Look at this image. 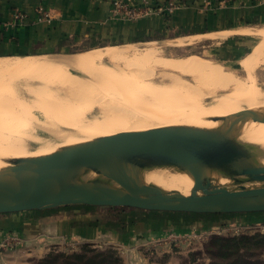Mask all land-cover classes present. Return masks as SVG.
<instances>
[{"label": "rangeland", "instance_id": "obj_1", "mask_svg": "<svg viewBox=\"0 0 264 264\" xmlns=\"http://www.w3.org/2000/svg\"><path fill=\"white\" fill-rule=\"evenodd\" d=\"M207 1V4H214L216 0ZM251 25L255 27L252 41H247L248 45H252L251 52H246V43L242 46L244 49L238 52H227V47L223 48V52H213L217 40L191 36L177 41L138 44V48L125 44L109 47V51L121 52V59H113L112 54L105 51L106 48H100L98 52L35 56L47 65L33 70L21 69L25 60L0 61V148L4 146V151L10 149L7 152L0 150V167L6 166L12 158L24 157H20V151L40 153L48 146L58 149L74 142V139L67 141L70 136H75L76 140L83 137L87 132L65 123L67 113L79 106L86 107L80 116L81 121H101L116 106L114 101L107 103L110 96L122 99V102L117 101L120 103L117 105H122L129 98L123 86H111V90L107 91L110 79H132L135 77L133 71L138 66L151 69L152 74L145 76V80L158 85L169 83L165 73L181 75L163 68L157 63L158 58L179 60L196 56L221 64L225 72L232 73L237 79L246 82L255 80L264 90V22ZM149 47L157 50L153 52V58L136 60L146 54L144 50ZM99 52L103 56L97 58ZM252 52H261L258 57L261 59L257 61L256 57L254 68L252 65L253 69L250 67L246 70L241 60ZM181 76L194 82L189 75ZM230 90H218L216 95L226 94ZM213 98L212 95L203 97L205 105H211ZM103 127L97 131H107V127ZM112 128H115V132L117 126ZM9 147L15 151L12 153L13 149ZM261 157L264 160V155ZM218 180L231 188H238L243 183L230 178ZM260 184L246 183L248 186ZM136 209L74 204L10 212L8 214L13 215L0 217V264H50L45 259L52 255L75 256L83 252L88 256L98 253L102 256L91 262L85 258L77 264H264V242H254L242 247L239 252L230 250L225 256L220 254L215 244L218 237L264 235V212L254 213L258 217L250 222L224 226L215 224L210 228L171 232L166 229L171 223L170 219H167V223L161 219L162 223L148 226L145 224L160 218H146V213ZM64 262V258L60 257L53 264Z\"/></svg>", "mask_w": 264, "mask_h": 264}, {"label": "water", "instance_id": "obj_2", "mask_svg": "<svg viewBox=\"0 0 264 264\" xmlns=\"http://www.w3.org/2000/svg\"><path fill=\"white\" fill-rule=\"evenodd\" d=\"M223 118L231 123L217 129L165 125L127 130L12 158L0 167V213L74 204L188 213L264 212V164L258 163L264 150L237 137L241 123L264 122V114L247 108ZM135 164L179 167L198 181L189 194L147 187L139 181ZM212 172L243 183L225 186ZM250 182L261 184L246 185Z\"/></svg>", "mask_w": 264, "mask_h": 264}, {"label": "crops", "instance_id": "obj_3", "mask_svg": "<svg viewBox=\"0 0 264 264\" xmlns=\"http://www.w3.org/2000/svg\"><path fill=\"white\" fill-rule=\"evenodd\" d=\"M126 1L135 4L139 2ZM163 1L151 0V5L157 8L164 4ZM184 1L177 10V15L171 20L166 18L164 12L153 13L137 20H124L112 16V0H0V61H20L28 57L50 54L68 55L69 52H98L100 48L119 47L124 44L138 48V44L177 41L191 36L217 40L213 52H223L225 47L227 52H238L239 49H244L242 46H245L248 40L252 41L255 29L251 24H243L242 18L246 15L253 16L257 8L262 11L258 18L264 14V0H214V4H207V0H196V5L190 3L195 0ZM38 6L51 10L53 19L49 22L34 21L35 9ZM16 8L27 12L30 21L13 25V11ZM211 13L213 15L209 20L210 25L214 23L211 27L219 29L193 33L191 28L196 26L195 23L199 21L203 26L202 20ZM224 33L226 35H222ZM151 37L156 39L144 40ZM153 50L157 51L149 47L144 52ZM245 50L251 52L252 45L247 44ZM181 213L167 215L145 225L154 226L162 223L161 219L167 223V219H170L171 223L166 229L182 232L210 228L216 226L215 224L224 226L245 223L258 217L254 214L256 212L230 217L212 213ZM11 215L13 214L4 213L0 214V217ZM174 220L179 223H174Z\"/></svg>", "mask_w": 264, "mask_h": 264}, {"label": "bare ground", "instance_id": "obj_4", "mask_svg": "<svg viewBox=\"0 0 264 264\" xmlns=\"http://www.w3.org/2000/svg\"><path fill=\"white\" fill-rule=\"evenodd\" d=\"M222 35L226 34L224 33ZM106 49V52L112 54L111 57H113V59H121L123 57L121 52L117 53V51H109V47ZM153 52H147L146 54L138 57L136 60L152 59V56L154 55ZM260 53L261 52L250 53L247 57L241 60L242 66L246 68V70H248L252 65L254 68L256 65L254 64V59L257 57L256 59L259 61L261 59L258 58L260 57ZM98 54L99 56L97 55V58L103 56L100 52ZM41 61L42 60L34 57H28L25 59L23 65H21L23 67L21 69L33 70L47 65L45 63H41ZM78 62H80L79 59ZM157 63L165 69L179 72L181 75L185 74V76H191L194 82H191L178 74L165 73V76L169 78V83L165 85H158L145 80V76L150 75V73L152 74V70H146L140 66L133 71V75L135 74V77L132 79L129 77L122 79H119L118 77H116V79L112 78L108 81V86L106 84V90H111V86H123L126 89V92H128L129 98L127 97L128 99L125 103H122V105H117L120 104L117 103V101L122 102V99H115L114 95L110 96L107 103L114 101L116 106H114V109L111 112H108L101 121H81L80 116L86 107L79 106V108L70 111L69 114L67 112V114L64 113L67 115L65 123L75 125V127H77L81 132H87L84 133L85 136H81L82 139L81 137H78L79 140H76L75 136H70L69 138L67 137V141L71 139L75 140L72 143H67V145L89 142L95 140L99 136L109 135L116 132L143 130L165 125H189L210 129L222 128L231 123V120L224 119V116L236 114L247 108L259 110L264 114V90L259 87L255 80L246 82L237 79L232 73L228 72V74L225 72L221 64L201 59L196 56L179 60L158 58ZM249 73H251V70ZM229 88H231L230 92H225L226 94L219 96L216 95L218 90H225ZM206 95H212L214 97L211 105H205L203 97ZM220 120L222 121L220 122ZM78 122L80 123L78 124ZM115 126H117V129L114 132L113 129L115 128L112 127ZM102 127L104 129L107 127V131L102 130V132L99 133L100 130H97ZM109 129H112L113 131H111L113 133L108 131ZM86 136L89 138H86ZM237 137L240 141L245 142L252 147L264 150V122L249 119L241 123ZM3 147L4 146L0 148L3 152L10 150L6 149L4 151ZM5 148L8 147L5 146ZM54 148L48 146L47 149H43V151L41 150L40 153L33 152V154L19 150V154L20 157L46 154L54 151L56 149ZM12 149L13 153L15 149ZM16 151L18 154V150ZM258 163L264 164V160L258 157ZM134 171L139 178V181L144 186L152 187L153 185H157L167 191L178 190L185 194H189L191 190L195 189L198 181L193 174L175 166L147 169L135 164ZM212 173L217 179L225 180L230 178L227 176L217 175L215 172ZM90 176L94 177L96 174L91 173ZM112 183L117 186L119 185L116 181H112Z\"/></svg>", "mask_w": 264, "mask_h": 264}, {"label": "trees", "instance_id": "obj_5", "mask_svg": "<svg viewBox=\"0 0 264 264\" xmlns=\"http://www.w3.org/2000/svg\"><path fill=\"white\" fill-rule=\"evenodd\" d=\"M182 4H184V0H180ZM234 1V0H233ZM239 1V0H238ZM196 0L195 1H190L191 5H196ZM190 5V4H189ZM178 10V9H177ZM177 10L172 12V13H165L166 18H168L169 20L173 19L177 14ZM261 8H257V10H255L253 16H248L246 15L244 18H242V23L243 24H256L259 22H264V14H261V18H258L259 14L262 12L260 11ZM263 10V8H262ZM212 13L209 14L208 17H205L202 21H203V26H201V22H197L195 23L196 26L191 28V31L193 33L196 32H206V31H210L211 29H219V28H212L213 24L211 23L210 25V17L212 18ZM257 18H255L256 16ZM199 18V17H198ZM200 19V18H199ZM230 25V24H228ZM232 25V24H231ZM230 25V26H231ZM214 27H218V26H214ZM156 39L154 37L151 38H147L144 40H153ZM248 51V50H247ZM136 209V208H135ZM136 210H140L142 213H146L147 216H145L146 218H152V219H157V218H162L164 216L167 215H176V214H182L181 212H167V211H149V210H142V209H136ZM195 214V213H194ZM198 214V213H196ZM244 213H225V215H227L228 217L230 216H235V215H241ZM213 215H223V214H213ZM175 218V217H174ZM177 218V217H176ZM171 221L172 218H171ZM177 220H174V223L178 224L179 222ZM229 225V224H226ZM254 242L261 244L264 242V235H259V236H242L239 238H227V237H218L215 241V244L218 245V251H220V254L225 256L227 255V253L232 250L235 252H239L240 249L242 247H246L250 244H253ZM214 243V242H213ZM98 256H102L101 253L95 254L94 256H88L86 252H83V254H76L75 256H64L63 254H58V255H52L51 258H47L45 260H47L50 264H53L54 262H56L60 257L64 258V264H77L78 262H80V260H83L85 258H87L88 260L91 261H95L96 257ZM72 258L74 260H72Z\"/></svg>", "mask_w": 264, "mask_h": 264}, {"label": "built area", "instance_id": "obj_6", "mask_svg": "<svg viewBox=\"0 0 264 264\" xmlns=\"http://www.w3.org/2000/svg\"><path fill=\"white\" fill-rule=\"evenodd\" d=\"M181 5L180 0H164V4L158 10L157 8L151 7L150 0H139L136 4L126 0H112V13L115 18L137 20L157 12L172 13L179 9ZM35 12L36 16L34 21L45 22L51 21L52 19L50 10L44 6H38ZM13 18V25L24 24L31 19L27 12L18 8L13 11Z\"/></svg>", "mask_w": 264, "mask_h": 264}]
</instances>
